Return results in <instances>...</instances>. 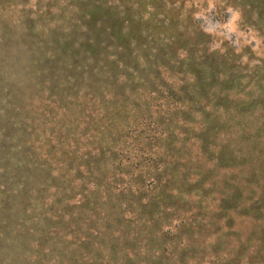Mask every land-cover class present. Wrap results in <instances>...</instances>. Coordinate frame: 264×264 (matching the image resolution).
Returning <instances> with one entry per match:
<instances>
[{"label":"rangeland","instance_id":"rangeland-1","mask_svg":"<svg viewBox=\"0 0 264 264\" xmlns=\"http://www.w3.org/2000/svg\"><path fill=\"white\" fill-rule=\"evenodd\" d=\"M240 1L184 2L185 9L193 12L194 28L210 42L201 37L178 48L177 42L173 47L167 45L169 35L161 34L156 45H163V50L177 49L166 54L167 61L158 56L166 53L161 51L155 57L157 63L151 56L140 57L150 53L145 49L155 47L152 38L157 35L131 44L133 53L141 51L138 63L126 60L131 63L122 70L137 80L133 85L139 94L133 92V97L140 101L156 87L173 90L185 86L189 93L195 89V103L184 102V109L197 116L187 131L173 122L175 117L164 118L159 129L136 137L123 155L138 164L137 171L124 168L128 175H118L110 161L97 167L90 156L85 164L76 160L94 149L103 130L99 123L93 126L97 120L88 118L89 112L78 113L76 109L83 103L91 111L90 97L83 94L73 104L64 103L63 113L61 104L53 106L47 94L35 92L38 87L24 92V97L30 95L21 100L29 104L34 118L30 142L35 151L30 154L35 166L9 174L12 181L5 188L11 189L12 199L10 205H0V219L7 214L13 217L12 208L20 222L8 230L0 226V264H264V20ZM28 3L32 12L44 14L40 32L49 36L55 21L52 16H59L65 7L56 0ZM5 10L0 8L1 17ZM69 12L66 10L64 16ZM16 14L12 8L11 20L19 18ZM66 35L63 29L61 38ZM13 47V52H22L21 46ZM33 50L35 57L46 58L48 49L44 55L39 46ZM115 51H104L99 58L115 62ZM221 56H225V65L217 64ZM20 57L5 65L1 74L14 83L11 86L8 82L14 93L16 81L28 76L18 84L27 89L30 79L38 82L41 78L32 66L22 69L21 63L28 60L23 59L27 58L24 53ZM223 78L232 83L229 89L221 86ZM138 111L147 122L157 121L160 113L151 107ZM203 114L209 118L202 125L212 128L204 135L200 131ZM12 117L22 116L13 113ZM65 120L73 125L69 133ZM170 130L175 132L172 142L168 139ZM155 132V140H145ZM61 147L69 157L62 155ZM139 147L155 159L150 168L141 162ZM99 171H103L104 182L98 188L95 180ZM139 180L144 187L137 186ZM151 180L156 190H151ZM164 186L166 192L161 190ZM146 198L151 200L148 207L142 202Z\"/></svg>","mask_w":264,"mask_h":264},{"label":"trees","instance_id":"trees-1","mask_svg":"<svg viewBox=\"0 0 264 264\" xmlns=\"http://www.w3.org/2000/svg\"><path fill=\"white\" fill-rule=\"evenodd\" d=\"M177 1L56 0L58 4H62L65 8L61 10L58 14L59 16H52L51 20L55 21L52 28H49V36H45L44 32H40V24L46 18L40 11H31L32 8L28 3L29 0H0V8H6L5 12L6 14L8 13V15L0 16V190H3L2 193H5L4 196L0 195V205L5 204V206H8L11 203L12 195L9 193L10 188H5L9 185L8 182L12 181L9 174H14V169L17 171L25 167L28 169L35 166V164L31 163L33 157L30 154L32 149L34 150L33 144L30 142L34 118L32 113H30L31 115L29 114V104L25 105L23 103L24 100H21L26 90H31L32 92L33 89L38 87L35 92L38 91L43 96L47 94V98L50 99L53 106L61 104L64 109L63 113L66 111V108L63 106L64 103L73 104L74 99L83 94L85 97H90L92 102L91 111H87L83 103L77 105L76 109L79 110L78 113L89 112L87 117H93L94 120H97L93 126L97 127L99 123L103 130L101 134L99 133V140L95 142L96 146L94 149L85 155L77 156L76 160L80 164H85V162L87 163L90 160L87 158L90 156L91 159L96 161L97 167L102 162L110 161L112 168L118 170V175L121 173L128 175L124 171L126 168L132 171L138 170V164L130 163V159L123 156L126 155L125 148L135 141L136 137H143L147 132H152L155 128L159 129V123L164 118L172 119L175 117L174 123L185 127V131L189 129V123H192V120L196 119L197 115L187 113L183 104L186 102V104L191 106L194 105L195 89L189 93L185 86L180 89L174 87L173 90L171 88L162 90L156 87V89L151 91L152 95H148L144 100L139 101L132 94L133 92L139 94V89L133 85L137 80L127 77L124 74L127 71L124 72L122 70L124 65L131 63L126 60H132V63L135 64L138 63V55L141 51H139L138 55L133 53L134 49L131 48V44L148 39V35L150 36V34L152 36L157 35L158 37L155 40L152 38L155 47L145 49L146 52H150L147 53V56L144 53L139 56L143 57V59L151 56L156 63L158 60L155 57L159 51L166 52L158 55L165 61L168 60V58H164L166 54H172L177 51V49H170L169 51L168 47L163 50V45L158 46L155 44V41L159 42L161 34L169 35L167 45L173 47L177 42L176 46L178 48L184 47L192 39H199L201 37L207 43L210 42L202 31L194 28L196 22L192 19L193 12L185 9L184 2H190L191 0H181L178 6L176 5ZM240 2L245 4L251 13L253 11L258 12V18L264 20V0H241ZM12 8L17 13L18 19L11 20L10 14ZM69 9L71 10L70 12ZM66 10L69 12L68 16H64ZM184 16L187 17L181 20V17ZM63 29H65L67 35L61 38ZM146 32L149 33L147 34ZM195 32L198 34H195ZM106 42L110 44L107 45ZM61 45L62 48H60ZM13 46H21L20 52H22L19 54L13 52L15 50ZM34 46H39V49L43 50L41 51L42 55L48 49L49 52L47 51V56L44 60L32 54ZM52 46L53 51H50ZM111 47L116 49L114 55L116 61H102L99 56L104 51L106 53L110 52L112 50ZM23 53L27 55V58L23 59H27L28 61L23 60L25 63H21L23 64L22 69L27 70L28 66H32L31 69H35L38 77L40 76L41 78L38 82H36V79H30L27 89H22L23 87L18 86V84L21 85L20 82L23 80L27 81L28 76L16 81L15 88L17 89V93H14L9 89L8 82L12 83L10 84L11 86H14V83L9 81L8 77H4L1 74L5 65H9L11 61H17L16 59ZM217 60H220L217 64L225 65V56L218 57ZM33 63L36 66L31 65ZM7 68L10 67L8 66ZM79 68L83 69L79 75H76ZM106 71L109 72L107 76L105 74ZM28 75L33 78L32 73ZM77 76L82 77V79H78ZM197 76L200 75L198 74ZM222 84L221 86L224 89H229L232 85L225 78H223ZM203 89H205V86H203ZM108 92L110 94L106 96ZM29 95L24 98H27ZM118 101H122L126 106L123 104L118 106ZM155 101L157 104H153ZM21 104L25 107L19 108V106H22ZM133 105L135 107L134 110H130ZM150 107L160 112L157 113L158 120L155 122H147L143 117H139V114L141 116L142 112L138 111V109L142 110ZM52 110L50 114L53 112ZM13 113H18V116L22 117L14 119L12 117ZM162 114L164 117H162ZM207 117L209 118V116H204V121L200 123V126L203 123H207ZM88 124H92V121L88 122ZM204 125L200 127L203 135L212 129L204 127ZM64 126L68 128L66 131L69 133L73 125L65 120ZM30 128L32 132H28ZM155 135L156 132L152 136L148 135L145 140L153 141L156 139ZM174 136L175 132H171L170 130L168 139L171 142ZM127 140L130 142L125 144ZM51 149L53 150L54 146H51ZM60 150L62 151V155L69 157V152L65 147H61ZM137 150L142 155L141 162H145L146 166L150 168L152 161L155 159H150L152 156L145 152L142 147H139ZM123 151L125 154H123ZM20 155H24L27 161L24 158L19 159ZM101 173L103 171H99L97 180H95L98 188L104 182ZM156 173H159V170H156ZM112 177L116 178L117 176L114 175ZM102 180L103 182L101 183ZM154 184L155 181L151 180L149 183V186L153 187L151 190L157 189V185L155 186ZM137 186L144 187V182L139 180ZM64 187L65 185L63 184L62 188ZM161 190L162 192H166V186ZM95 195H98V193H95ZM144 200L142 202L148 207L151 200H147V198ZM152 204L155 203L153 202ZM20 207L23 210L26 208L22 201ZM8 211L9 209L7 208L6 213ZM10 212L13 213V217H8L7 214L5 215L6 219H0V226L5 225L6 230L13 223L20 222L16 219L12 208H10Z\"/></svg>","mask_w":264,"mask_h":264}]
</instances>
